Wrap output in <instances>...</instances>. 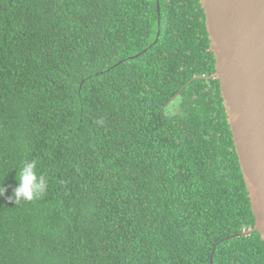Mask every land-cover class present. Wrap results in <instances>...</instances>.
Segmentation results:
<instances>
[{
	"label": "trees",
	"instance_id": "16d2710c",
	"mask_svg": "<svg viewBox=\"0 0 264 264\" xmlns=\"http://www.w3.org/2000/svg\"><path fill=\"white\" fill-rule=\"evenodd\" d=\"M158 2L0 0V264H264L199 0Z\"/></svg>",
	"mask_w": 264,
	"mask_h": 264
},
{
	"label": "water",
	"instance_id": "95a60500",
	"mask_svg": "<svg viewBox=\"0 0 264 264\" xmlns=\"http://www.w3.org/2000/svg\"><path fill=\"white\" fill-rule=\"evenodd\" d=\"M199 4L214 58V72L207 79L218 81L254 217V226L235 236L256 232L264 243V0H199ZM156 6L159 16L158 0Z\"/></svg>",
	"mask_w": 264,
	"mask_h": 264
},
{
	"label": "clouds",
	"instance_id": "9594fccd",
	"mask_svg": "<svg viewBox=\"0 0 264 264\" xmlns=\"http://www.w3.org/2000/svg\"><path fill=\"white\" fill-rule=\"evenodd\" d=\"M16 186L12 189V195L8 197L15 206L21 203L32 202L40 199L48 186L47 177L37 174V161L25 160L18 167L15 177ZM7 189L0 184V197H4Z\"/></svg>",
	"mask_w": 264,
	"mask_h": 264
},
{
	"label": "flooded vegetation",
	"instance_id": "af4514ba",
	"mask_svg": "<svg viewBox=\"0 0 264 264\" xmlns=\"http://www.w3.org/2000/svg\"><path fill=\"white\" fill-rule=\"evenodd\" d=\"M206 30V29H205ZM208 51H209V46H208V49H207ZM210 52V51H209ZM213 60H214V58H213ZM213 68H214V63H213ZM214 72V71H213ZM213 72L212 73H210L209 75H203V76H200V77H204V78H206L207 79V77H209V76H211L212 74H213ZM196 77H198V76H196ZM208 80H212V79H208ZM215 81H217V80H215ZM218 82V81H217ZM218 89H219V87H218ZM177 98V97H176ZM176 98H174V100L176 99ZM173 100V101H174ZM172 101V102H173Z\"/></svg>",
	"mask_w": 264,
	"mask_h": 264
}]
</instances>
